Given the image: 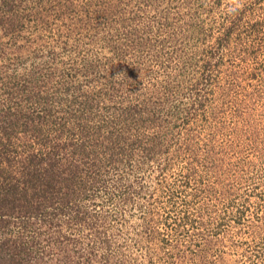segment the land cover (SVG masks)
<instances>
[{
  "label": "rangeland",
  "instance_id": "obj_1",
  "mask_svg": "<svg viewBox=\"0 0 264 264\" xmlns=\"http://www.w3.org/2000/svg\"><path fill=\"white\" fill-rule=\"evenodd\" d=\"M240 4L0 0V150L79 167L7 230L32 261L264 264V0Z\"/></svg>",
  "mask_w": 264,
  "mask_h": 264
},
{
  "label": "trees",
  "instance_id": "obj_2",
  "mask_svg": "<svg viewBox=\"0 0 264 264\" xmlns=\"http://www.w3.org/2000/svg\"><path fill=\"white\" fill-rule=\"evenodd\" d=\"M257 25L260 23L252 25L253 32H256ZM232 30L233 26H230L224 34L225 37L228 38ZM219 45L222 46V42ZM256 76V73L250 74L251 79ZM248 109L250 113L244 115L238 111L235 115L243 123L242 130L236 129V134L244 133L249 143L257 147L260 142L259 128L253 121V109ZM8 142V137H4L0 145ZM106 142L114 145L116 141L113 137H108ZM7 145L11 146L10 143ZM59 152L57 149L0 150V228L5 229V237L0 239V264H40V259L32 261L34 254H37L35 247L25 244L20 237L7 236V230L12 227L14 221H23V228H28L25 221L41 214L51 204L44 203L45 200L64 201L66 207L71 203L77 192L74 187L76 188L79 167L75 164L62 165L57 159ZM88 188L84 183L81 184V191ZM75 216L81 215L77 212Z\"/></svg>",
  "mask_w": 264,
  "mask_h": 264
},
{
  "label": "clouds",
  "instance_id": "obj_3",
  "mask_svg": "<svg viewBox=\"0 0 264 264\" xmlns=\"http://www.w3.org/2000/svg\"><path fill=\"white\" fill-rule=\"evenodd\" d=\"M233 2L236 4L237 9L241 6L240 0H233Z\"/></svg>",
  "mask_w": 264,
  "mask_h": 264
}]
</instances>
